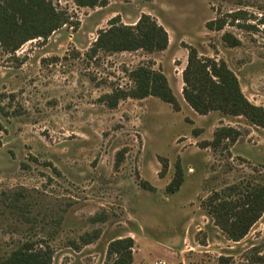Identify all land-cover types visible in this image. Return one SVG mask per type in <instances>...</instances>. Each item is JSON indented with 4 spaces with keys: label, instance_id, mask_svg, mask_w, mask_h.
<instances>
[{
    "label": "rangeland",
    "instance_id": "rangeland-1",
    "mask_svg": "<svg viewBox=\"0 0 264 264\" xmlns=\"http://www.w3.org/2000/svg\"><path fill=\"white\" fill-rule=\"evenodd\" d=\"M47 1L67 24L14 53L0 47V259L32 242L48 246L51 264H113L108 245L131 238V264H264V212L232 242L207 208L212 196L264 185V129L242 116L196 114L181 77L191 47L224 62L247 101L264 108V0ZM143 15L166 32L165 50L88 54L110 20L134 26ZM138 66L165 76L178 111L154 97L103 103L132 86ZM220 128L238 138L212 148ZM177 168L183 181L169 193Z\"/></svg>",
    "mask_w": 264,
    "mask_h": 264
},
{
    "label": "trees",
    "instance_id": "trees-1",
    "mask_svg": "<svg viewBox=\"0 0 264 264\" xmlns=\"http://www.w3.org/2000/svg\"><path fill=\"white\" fill-rule=\"evenodd\" d=\"M82 8L103 7L106 0H73ZM66 13L57 11L47 0H0V47L8 53L16 52L22 45L37 38L46 39L51 33L67 24ZM223 26L219 25L217 30ZM223 41L231 47L239 41L230 34L223 35ZM168 38L162 27L150 17L143 15L134 26H125L118 19L108 22L107 29L100 30L88 50L93 57L98 52L117 53L138 50L147 53L161 52L167 48ZM187 63L182 71V96L187 105L198 115L219 111L229 116H242L252 125L264 129V108L249 103L241 92L235 75L224 62L200 59L195 49L189 47ZM128 77L132 83L129 89H114L103 96V103L110 109L117 107L125 99L142 100L154 97L178 111L179 105L168 86L165 76L150 67L138 66ZM3 126L0 123V132ZM238 131L220 128L214 133L210 147L216 148L222 140L234 142ZM119 163V158L116 164ZM162 172L166 163H162ZM183 177L179 169L175 178L167 186L169 193L179 189ZM209 215L229 241L239 242L264 212V185L254 186L240 192L238 198L210 197L207 201ZM92 221L98 220L93 217ZM99 232L84 234L80 238L83 245L96 240ZM133 240L118 239L108 245L107 253L114 256L113 264H131ZM52 253L48 246L35 247L25 242L9 255L0 259V264H51Z\"/></svg>",
    "mask_w": 264,
    "mask_h": 264
},
{
    "label": "built area",
    "instance_id": "built-area-1",
    "mask_svg": "<svg viewBox=\"0 0 264 264\" xmlns=\"http://www.w3.org/2000/svg\"><path fill=\"white\" fill-rule=\"evenodd\" d=\"M157 264H163V263H157Z\"/></svg>",
    "mask_w": 264,
    "mask_h": 264
}]
</instances>
